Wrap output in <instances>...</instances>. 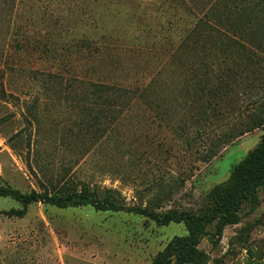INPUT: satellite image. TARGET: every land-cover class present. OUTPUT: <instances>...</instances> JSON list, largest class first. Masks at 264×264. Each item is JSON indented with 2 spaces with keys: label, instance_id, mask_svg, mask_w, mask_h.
Wrapping results in <instances>:
<instances>
[{
  "label": "rangeland",
  "instance_id": "374dc122",
  "mask_svg": "<svg viewBox=\"0 0 264 264\" xmlns=\"http://www.w3.org/2000/svg\"><path fill=\"white\" fill-rule=\"evenodd\" d=\"M31 2L36 30L51 34L60 47L85 39L90 46L120 47L119 57L93 66L112 79V70H128L127 87L140 78L144 83L118 119L100 129L94 121L85 119L84 125L83 115L80 122V98L57 96L31 77L0 71V188L53 199L61 190L71 194L88 187L116 207L33 203L16 217L8 212L21 204L0 196V264H151L186 228L159 225L136 209L160 218L170 211L189 217L214 211L231 188L232 169L264 134V128L248 132L264 119V59L231 37L224 38L225 46L211 35L210 44L198 39L194 47L190 42L181 48L195 18L166 0ZM80 48L61 54L85 67ZM201 59L209 64L205 75L194 73ZM236 72L238 86L216 98L217 77L234 79ZM195 77L208 84L211 102L197 90ZM214 103L221 105L217 112ZM257 199L256 206L242 205L238 223L226 226L219 241L213 243L208 230L199 245L204 264H264V189Z\"/></svg>",
  "mask_w": 264,
  "mask_h": 264
},
{
  "label": "trees",
  "instance_id": "16d2710c",
  "mask_svg": "<svg viewBox=\"0 0 264 264\" xmlns=\"http://www.w3.org/2000/svg\"><path fill=\"white\" fill-rule=\"evenodd\" d=\"M166 1L172 2L182 15L195 18L194 25L180 43L181 48L190 42L194 47L199 44L198 39L203 40V46L210 44L208 38L211 35L216 39L214 41L216 45L225 46L224 38L231 37L229 40L236 46L258 53L264 59V0ZM33 7L35 5L31 0H0V71L2 73L16 71L19 72V76L31 77L32 80L45 84L47 89L44 90L57 96L80 98L79 103L80 101L82 103L78 114L80 122L83 115L84 125L86 119V124L94 121L100 129H104V126L107 129L128 108L129 103L141 94L144 81L140 78L134 86H125L128 84L130 72L124 68L112 70L115 74L114 79L104 77V73H100L93 66V62L100 59L112 61L121 53L120 47L115 49L105 43L90 46L88 39L81 41V45L74 46L75 44L70 43L71 46L68 45V48L82 47L81 58L87 60L88 65L73 66L72 63L65 61L66 56L61 52L66 53L68 48L60 47L52 41L49 37L51 34L34 28L33 18L29 16ZM47 12L44 15L49 16ZM49 12L51 13V10ZM39 20L47 22L44 17ZM189 37L192 40H188ZM55 44L61 52H57ZM50 61L58 63L50 64ZM206 62L201 59L200 67L194 66V73L200 72L205 75L209 66ZM48 63L49 66H46ZM232 74L234 79L229 78L226 73L217 77L216 89L219 96L216 98H222L220 92L227 95L238 86L240 74L237 72ZM225 77L228 80H225ZM203 78L207 79V75ZM194 79L197 90L211 102L214 97L210 89L206 88L208 84H200L198 77ZM113 99L121 101L116 104L112 103ZM259 128H264V119H259L256 124L248 127V132ZM227 183L231 184L230 190L219 196L214 211L209 214L189 217L184 212L170 211L160 218L153 213L136 209L137 214L148 216L159 225L183 223L186 228V234L173 237L163 250L155 255L151 264H204L207 257L199 249V245L207 236L208 230L213 229V243L219 241L226 226L238 223L242 205L246 203L251 206L257 205V192L264 189V134L260 136L257 145L232 169ZM59 194V197L51 199L47 193L38 194L33 191L22 194L9 188H0V196H10L21 204V209L8 212L10 216H24L28 206L33 203L49 204L58 208L89 206L96 211L116 210L111 202H101L95 191L88 187L71 194L61 190Z\"/></svg>",
  "mask_w": 264,
  "mask_h": 264
}]
</instances>
